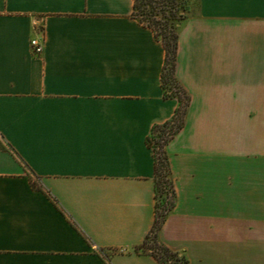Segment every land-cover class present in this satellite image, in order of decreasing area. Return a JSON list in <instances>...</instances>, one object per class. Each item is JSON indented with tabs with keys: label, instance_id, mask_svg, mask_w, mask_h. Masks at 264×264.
Returning <instances> with one entry per match:
<instances>
[{
	"label": "crops",
	"instance_id": "0c3cea01",
	"mask_svg": "<svg viewBox=\"0 0 264 264\" xmlns=\"http://www.w3.org/2000/svg\"><path fill=\"white\" fill-rule=\"evenodd\" d=\"M190 3L176 78L191 102L166 147L176 206L159 240L189 264H264V0ZM134 5L0 0V264H159L136 252L155 222L147 138L179 103Z\"/></svg>",
	"mask_w": 264,
	"mask_h": 264
},
{
	"label": "trees",
	"instance_id": "16d2710c",
	"mask_svg": "<svg viewBox=\"0 0 264 264\" xmlns=\"http://www.w3.org/2000/svg\"><path fill=\"white\" fill-rule=\"evenodd\" d=\"M134 17L150 28L162 42L165 61L161 85L165 99H177L178 108L167 122L153 127L147 145L154 153L155 168V222L137 253L152 255L159 264H189L188 259L172 251L159 240L167 217L176 206V191L171 177V167L166 147L184 128L191 98L176 78L178 56V31L191 11L190 0H134ZM34 178V179H33ZM39 178H31L32 187L41 189Z\"/></svg>",
	"mask_w": 264,
	"mask_h": 264
},
{
	"label": "built area",
	"instance_id": "2783aa9c",
	"mask_svg": "<svg viewBox=\"0 0 264 264\" xmlns=\"http://www.w3.org/2000/svg\"><path fill=\"white\" fill-rule=\"evenodd\" d=\"M30 47L35 57H41L43 55L45 50V35L42 28L38 30V37L31 40Z\"/></svg>",
	"mask_w": 264,
	"mask_h": 264
}]
</instances>
